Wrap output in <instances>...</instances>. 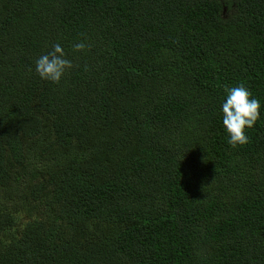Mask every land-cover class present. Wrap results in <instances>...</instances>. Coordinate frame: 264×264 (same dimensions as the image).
<instances>
[{"label": "trees", "instance_id": "1", "mask_svg": "<svg viewBox=\"0 0 264 264\" xmlns=\"http://www.w3.org/2000/svg\"><path fill=\"white\" fill-rule=\"evenodd\" d=\"M0 264H264V0H0Z\"/></svg>", "mask_w": 264, "mask_h": 264}, {"label": "clouds", "instance_id": "2", "mask_svg": "<svg viewBox=\"0 0 264 264\" xmlns=\"http://www.w3.org/2000/svg\"><path fill=\"white\" fill-rule=\"evenodd\" d=\"M85 48L84 42L73 44L75 51ZM72 67L73 63L66 57L60 43H54L51 51L40 55L34 62L35 73L40 79L52 83H59L66 71ZM225 97L220 107L221 121L228 145L235 148L248 142L249 137L245 130L252 128L259 119L261 103L243 83L226 87Z\"/></svg>", "mask_w": 264, "mask_h": 264}]
</instances>
